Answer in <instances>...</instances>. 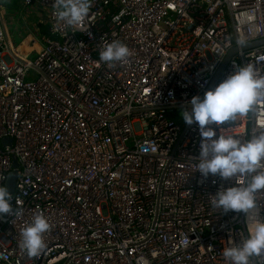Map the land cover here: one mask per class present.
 <instances>
[{"label": "built area", "instance_id": "built-area-1", "mask_svg": "<svg viewBox=\"0 0 264 264\" xmlns=\"http://www.w3.org/2000/svg\"><path fill=\"white\" fill-rule=\"evenodd\" d=\"M55 3L22 0L47 27L34 58L13 46L0 9V187L18 163L0 264H227L247 218L211 201L236 178L196 171L198 126L180 113L233 47L212 88L234 65L264 76V44L241 50L264 38V0H90L84 31L59 22ZM112 41L129 48L125 62L100 61ZM262 121L264 93L220 128L244 142ZM256 202L247 217L264 220V191ZM37 214L50 229L29 257L20 233Z\"/></svg>", "mask_w": 264, "mask_h": 264}, {"label": "clouds", "instance_id": "clouds-1", "mask_svg": "<svg viewBox=\"0 0 264 264\" xmlns=\"http://www.w3.org/2000/svg\"><path fill=\"white\" fill-rule=\"evenodd\" d=\"M54 7L59 22L76 30L87 29L85 21L91 8L90 0H56ZM130 55L127 45L112 41L100 51V61L125 62ZM262 93L264 76L256 67L253 64L234 65V70L214 88L205 91L203 98L191 97L187 102L191 107L183 108L180 113L184 123L198 126L201 140L196 171L205 178L209 175L224 181L236 178L233 186L217 190L211 201L224 213L241 212L247 218V235L223 249L227 264H254V258L264 256V220L247 217L257 207V193L264 191V134L242 142L228 128H220L238 116H245ZM216 128H220L219 134ZM10 201V193L4 186L0 187V214L11 212ZM49 229L50 224L43 214L35 215L22 229L20 246L29 257L39 255L46 248L44 234ZM137 264L149 262L139 257Z\"/></svg>", "mask_w": 264, "mask_h": 264}, {"label": "rangeland", "instance_id": "rangeland-1", "mask_svg": "<svg viewBox=\"0 0 264 264\" xmlns=\"http://www.w3.org/2000/svg\"><path fill=\"white\" fill-rule=\"evenodd\" d=\"M0 9L13 46L21 55L34 58L35 54L31 50L40 46L37 36L40 24L38 23L37 27V16H42V11L36 9L32 13L29 12V9L22 5V0H0Z\"/></svg>", "mask_w": 264, "mask_h": 264}, {"label": "water", "instance_id": "water-1", "mask_svg": "<svg viewBox=\"0 0 264 264\" xmlns=\"http://www.w3.org/2000/svg\"><path fill=\"white\" fill-rule=\"evenodd\" d=\"M264 44V38L256 40V41H252L246 44H243L241 46V50H247V49H251L253 47H257L260 45ZM238 51L237 47H233L231 48L228 53L226 54L225 58L223 59L220 67L218 68V70L216 71V73L214 74L209 86L207 90H210L212 88V86L214 85V83L216 82V80L220 77V75L224 72V70L228 67L229 63L231 62V58L232 56ZM203 98V96L201 97ZM4 143L9 142V140H4ZM12 170L8 173L7 179L5 181L4 187L7 189V191L9 193H12L14 190V182L18 176V163L16 161L15 158H13V162H12Z\"/></svg>", "mask_w": 264, "mask_h": 264}, {"label": "crops", "instance_id": "crops-1", "mask_svg": "<svg viewBox=\"0 0 264 264\" xmlns=\"http://www.w3.org/2000/svg\"><path fill=\"white\" fill-rule=\"evenodd\" d=\"M34 10H30L29 9V12H33ZM35 16H37V15H35ZM35 18V17H34ZM40 18H42V16H37V27H38V23L40 24L39 25V28H38V31H39V33H42V34H46L47 33V27H46V25L45 24H43V23H41L40 22ZM36 19V18H35ZM35 24H36V20H35ZM8 33H9V31H8ZM39 49V47H36V49H33V50H31V52L32 53H36V51Z\"/></svg>", "mask_w": 264, "mask_h": 264}]
</instances>
